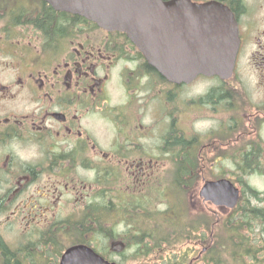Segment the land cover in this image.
<instances>
[{
	"label": "flooded vegetation",
	"instance_id": "1",
	"mask_svg": "<svg viewBox=\"0 0 264 264\" xmlns=\"http://www.w3.org/2000/svg\"><path fill=\"white\" fill-rule=\"evenodd\" d=\"M160 1L172 3L160 33L186 34L182 46L206 7L232 17L231 77L170 81L124 32L44 0H0V264L55 257L56 234L83 212L149 211L169 164L190 166L193 208L209 218L186 264L206 241L208 264L220 241L229 264H264V0ZM219 181L237 191L231 208L200 197Z\"/></svg>",
	"mask_w": 264,
	"mask_h": 264
},
{
	"label": "water",
	"instance_id": "2",
	"mask_svg": "<svg viewBox=\"0 0 264 264\" xmlns=\"http://www.w3.org/2000/svg\"><path fill=\"white\" fill-rule=\"evenodd\" d=\"M55 11L77 15L108 31L124 32L143 53L147 62L170 81H188L199 74L229 78L238 47L236 25L222 8L211 5L199 14V29L186 34H161L160 22L172 18L167 11L172 3L160 0H44ZM190 42V41H189ZM194 49V50H193ZM198 56L193 61L192 56ZM205 202L233 207L237 191L227 181L206 182L200 191ZM125 244L111 243L120 253ZM59 264H116L109 262L87 245L68 248Z\"/></svg>",
	"mask_w": 264,
	"mask_h": 264
},
{
	"label": "trees",
	"instance_id": "3",
	"mask_svg": "<svg viewBox=\"0 0 264 264\" xmlns=\"http://www.w3.org/2000/svg\"><path fill=\"white\" fill-rule=\"evenodd\" d=\"M189 168L190 166L184 164L173 165L169 186L163 192L157 191L156 201L152 202L153 211L146 210L142 213H138L136 209L133 211L124 209L120 212H100L97 209L86 211L76 217V223L67 229L63 240L68 245H90L92 239L97 236L103 238L109 236L123 241L126 249L132 248L134 253L130 258L139 264H157L156 259L167 260L168 264L185 262L187 257L183 247L192 246L197 232L202 228L207 231L209 223L207 212L194 211L192 195L187 194L185 186L189 188L192 182ZM158 204L164 206L162 211L154 209V205ZM120 223L126 228L123 237L113 230V227ZM61 237L56 234V245L57 239ZM217 244L216 264H229V253L225 250L223 241ZM200 246L205 247L201 262L208 264L207 241L204 244L200 243ZM55 254L58 258L61 251L56 248ZM119 256L124 258V253Z\"/></svg>",
	"mask_w": 264,
	"mask_h": 264
},
{
	"label": "rangeland",
	"instance_id": "4",
	"mask_svg": "<svg viewBox=\"0 0 264 264\" xmlns=\"http://www.w3.org/2000/svg\"><path fill=\"white\" fill-rule=\"evenodd\" d=\"M173 170V165H166V171H165V175H164V179L166 181V188L169 186V181H170V174H171V171ZM192 189V186H190L189 184V188L187 189V194L188 192ZM156 191V192H155ZM158 191H160L158 189ZM156 197H157V190L156 188L153 186V190H152V194H151V197H150V211H153V205H152V202L155 203L156 201ZM156 205V204H155ZM154 205V209L155 210H163L164 209V206H162L161 204H158L157 206ZM194 211H196V209H194ZM78 216V215H77ZM76 216V217H77ZM75 217V219H76ZM115 229V232L122 236L123 237V233L126 232V228H125V225L120 223L119 225L117 224L116 226L113 227V230ZM112 236V235H110ZM106 238L107 237H100V236H97L95 239H92V242H91V246L95 249L96 252H98L99 254H101L102 256L106 257L108 260H111V261H114L116 263H121V264H139L135 261H133L130 257L133 255L134 253V250L132 248H129L127 249L125 252H124V258L120 257L119 255H115V254H108V250H106ZM9 243H11L9 241ZM13 246H11V249H14L16 248L15 245L16 243H11ZM27 244L24 245V247L26 246ZM68 244L61 238L57 239V245L55 246L59 251H62ZM38 247V246H36ZM55 248V250H56ZM39 251H36L33 250L32 252H30L28 255L26 254L25 257H24V264H48L47 260L50 259L49 261V264H53V261H55L57 263V257L55 255V257H53L51 254H48L50 255L49 257L48 256H45V254L43 255V257L41 255H38ZM189 255H191V257L194 255L192 253V250H189ZM42 259H47L43 260L42 262ZM125 259V260H124ZM189 260V258L186 259V261L184 262L186 264V262ZM200 264H202V262H200ZM205 264V263H204Z\"/></svg>",
	"mask_w": 264,
	"mask_h": 264
}]
</instances>
